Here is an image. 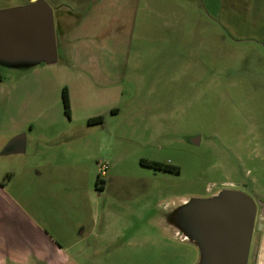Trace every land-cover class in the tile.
Returning <instances> with one entry per match:
<instances>
[{"label": "rangeland", "instance_id": "rangeland-1", "mask_svg": "<svg viewBox=\"0 0 264 264\" xmlns=\"http://www.w3.org/2000/svg\"><path fill=\"white\" fill-rule=\"evenodd\" d=\"M44 1L57 35L62 15L76 33L55 63L0 62V153L26 138L0 154V264H195L198 249L141 209L264 193V0H151L157 13L126 26L117 4Z\"/></svg>", "mask_w": 264, "mask_h": 264}, {"label": "water", "instance_id": "water-1", "mask_svg": "<svg viewBox=\"0 0 264 264\" xmlns=\"http://www.w3.org/2000/svg\"><path fill=\"white\" fill-rule=\"evenodd\" d=\"M59 48L54 11L46 1L0 10V62L10 68L37 58L55 63ZM18 55L28 57L19 59ZM25 149L26 138L21 133L5 145L1 154L22 153ZM258 206L262 211L257 230H261L264 203L255 195L234 188L220 189L209 196L191 195L174 211L173 225L167 231L175 230L178 239L198 249L195 264H249Z\"/></svg>", "mask_w": 264, "mask_h": 264}, {"label": "flooded vegetation", "instance_id": "flooded-vegetation-1", "mask_svg": "<svg viewBox=\"0 0 264 264\" xmlns=\"http://www.w3.org/2000/svg\"><path fill=\"white\" fill-rule=\"evenodd\" d=\"M190 141L198 144L199 137H191ZM141 162L143 165L154 166L157 169L177 170V168L172 165H167V164H163L160 162H148L146 160H141ZM247 193H249L252 196L253 195L256 196L253 190L251 193L250 192H247ZM196 196H207V195H196ZM153 199H152V203L149 206L141 209V214H142L141 219L142 221L145 222V226H147L148 229L150 230L167 231L169 230V227L173 225L172 221L174 219V216H173L174 211L177 208L185 204V194L182 196H178V195L176 196L169 195L167 197L156 196V197H153ZM257 201H261V200H259V198L257 197ZM261 211H262V207L258 206V214H257V219H256V224H255V231H254V235L252 239V246L250 250L249 264H251L252 262L251 259H253V256H254V253H253V246L255 245L254 238L256 240L257 235H258L257 226L260 220Z\"/></svg>", "mask_w": 264, "mask_h": 264}, {"label": "crops", "instance_id": "crops-1", "mask_svg": "<svg viewBox=\"0 0 264 264\" xmlns=\"http://www.w3.org/2000/svg\"><path fill=\"white\" fill-rule=\"evenodd\" d=\"M33 2L34 0H30ZM104 1L102 4H105L107 1L108 4H117L118 6V13L116 17L121 20L125 26L126 23L131 22H145L148 18L145 14H142L145 11V8H155L151 0H102ZM207 1L208 4L214 5L212 2L213 0H204ZM97 2V1H96ZM216 4V3H215ZM153 12L157 13V9H153ZM84 15H88V13H84ZM69 17L62 15L60 20L61 24V31L58 34V38L60 43L63 45H67L73 38L74 33L76 31L67 30ZM71 31V32H70ZM68 45V46H69ZM1 154V153H0ZM2 155V154H1ZM254 191V190H253ZM257 195V194H256ZM263 198L264 202V193L261 195H257ZM255 241L256 245V253L253 256L251 264H264V220L262 221V229L258 230V235Z\"/></svg>", "mask_w": 264, "mask_h": 264}, {"label": "trees", "instance_id": "trees-1", "mask_svg": "<svg viewBox=\"0 0 264 264\" xmlns=\"http://www.w3.org/2000/svg\"><path fill=\"white\" fill-rule=\"evenodd\" d=\"M63 100H64L66 112L69 113L70 105H69V96H68L67 88H64V90H63ZM91 122H95V123L102 122V117L100 116L98 118L90 119L89 123H91Z\"/></svg>", "mask_w": 264, "mask_h": 264}]
</instances>
